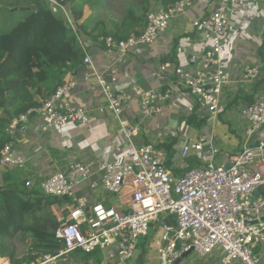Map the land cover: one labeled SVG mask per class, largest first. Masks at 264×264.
Here are the masks:
<instances>
[{"label": "built area", "instance_id": "obj_1", "mask_svg": "<svg viewBox=\"0 0 264 264\" xmlns=\"http://www.w3.org/2000/svg\"><path fill=\"white\" fill-rule=\"evenodd\" d=\"M50 1L60 5L56 0ZM229 1L213 4L208 13L193 22L200 39L198 50L177 61L166 59L151 71L153 77L175 78L187 90L194 99V106L187 113L196 110L200 117L209 118L224 115L233 122L241 142L239 151L229 156V164L216 162L219 149L213 136H183L171 157L158 142H131L123 158L72 162L41 180L25 179L26 186L39 196H68L71 201L53 211L59 221L56 236L64 246L56 253L41 254L23 264H71L76 251H99L103 264H130L141 238L149 237L151 229L159 234L155 241L157 264H175L189 250L200 257L220 250L223 264H264L258 251L264 243V195L255 194L264 185V95L252 102H234L226 93L236 83L248 84L264 74V47L258 59L246 64L238 74L222 65L220 56L232 33ZM261 2L264 5V0ZM193 3L194 0H180L169 8H151L140 35L120 40L107 36L104 48L125 56L154 44L170 22ZM60 6L73 23L70 11ZM83 46L82 65H92L93 56L84 42ZM110 68L109 65L108 70L95 71V83L107 99V106L98 107L97 111L110 110L131 138L139 126L122 120L131 96L108 79ZM75 84L65 80L35 110L43 130L67 124L86 125L94 118L92 109L70 100ZM179 95L182 92L172 87L143 91L139 98L140 116L167 112L168 103L179 99ZM28 121L29 115L21 114L6 126V132L12 136L22 133ZM191 158L200 164L188 168ZM27 161L28 156L15 150L13 141L3 146L0 168H22ZM175 167L184 169L183 173L175 175ZM95 175L99 178L91 183L92 188L101 186L117 198L129 188L130 199L117 207L93 201L90 196H77L75 188ZM166 217H172L174 223H168Z\"/></svg>", "mask_w": 264, "mask_h": 264}, {"label": "crops", "instance_id": "obj_2", "mask_svg": "<svg viewBox=\"0 0 264 264\" xmlns=\"http://www.w3.org/2000/svg\"><path fill=\"white\" fill-rule=\"evenodd\" d=\"M219 1L221 0H194L193 5L183 15L176 16L170 22L167 30L160 34L154 44L143 46L125 56L99 47L91 39H85L87 50L93 56V64L81 65L75 71L68 72L64 80L76 83L72 88L70 100L92 109L95 116L86 125L67 124L62 128L43 130L39 113L32 112L26 131L18 133L13 142L15 150L28 156L26 165L17 169L24 173L22 179L41 180L57 170L66 169L72 162L123 158L131 142L137 145L151 141L162 144L171 142L173 137H177L178 140L183 136L190 139L213 136L219 149L215 157L216 162L229 164V156L239 151L241 142L233 130V122L229 121L227 116L221 115L217 118L208 117L209 124L201 129L188 125L182 117L184 113L190 111L191 106H194L193 97L175 78L151 76L152 69L162 61L166 59L177 61L180 57L192 54L200 48V39L193 30V22L208 13L212 5ZM229 7L233 12L232 33L220 59L225 68L238 74L246 64L256 61L261 53L264 44V5L261 0H230ZM152 8L163 6L158 2H152ZM109 65L111 68L107 71L108 79L115 86L125 88L131 96L122 114V120L139 126L138 132L131 138H128L121 121L115 119L110 110L107 109L103 113L97 111L98 107L107 106V99L95 83V71L108 70ZM169 87L182 92V95L178 96L179 99L174 98L170 104L168 103L167 112L142 118L139 114L140 94L146 90H164ZM239 90L254 93L256 98L264 95V74L248 84L236 83L234 87L226 89V93L234 101ZM177 140L172 144L174 150L177 147ZM14 170L16 168H0V183L12 181ZM98 178V175H95L82 181L75 188V194L90 196L93 201H102L108 206L117 207H122L124 202L130 199L129 188L124 190L120 198L106 192L101 186L92 188L91 183ZM64 204L53 205V211L64 207ZM150 240L151 236L141 238L136 257L130 264H147V258L151 255ZM156 248L155 244L154 259L158 255ZM258 249L264 259V243ZM216 251L220 254L219 259L212 261L213 257L208 255L202 257L205 259L204 264H223L221 251ZM0 259H4L5 264H10L9 258ZM71 264L103 262L98 263L94 258L83 260L74 252ZM229 264L240 263L232 261Z\"/></svg>", "mask_w": 264, "mask_h": 264}, {"label": "trees", "instance_id": "obj_3", "mask_svg": "<svg viewBox=\"0 0 264 264\" xmlns=\"http://www.w3.org/2000/svg\"><path fill=\"white\" fill-rule=\"evenodd\" d=\"M56 1L68 5L73 23L61 6L50 0H0V155L3 146L17 137L7 133L6 126L21 114L30 115L38 109L65 81L67 73L82 65L85 39L105 47L107 36L120 40L132 34L140 35L152 2L169 8L180 0ZM86 6L91 10L87 16ZM2 9L8 12L7 22ZM255 98L254 93L239 90L234 102H252ZM182 118L197 129L205 127L209 120L200 117L196 110ZM175 140L173 137L171 142L161 144L170 157L175 152L172 148ZM199 164L197 159L188 160V168ZM17 169L13 171L12 181L0 183V257H8L10 264L29 263L64 246L56 236L59 221L52 206L71 201L68 196L37 195L26 186L24 173ZM183 171L173 168L175 175ZM166 221L174 223L172 217H166ZM15 238L27 243L21 256L12 244ZM76 254L83 260L94 258L102 262L99 251H76Z\"/></svg>", "mask_w": 264, "mask_h": 264}, {"label": "rangeland", "instance_id": "obj_4", "mask_svg": "<svg viewBox=\"0 0 264 264\" xmlns=\"http://www.w3.org/2000/svg\"><path fill=\"white\" fill-rule=\"evenodd\" d=\"M64 6H65L66 10H69L68 5H64ZM1 12L4 13L5 21L7 22L8 21V12H7V10L2 9ZM90 12H91V10H90L89 6H86L85 7V16L89 15ZM15 18H16V15H13L12 20H15ZM206 117L208 118L209 116H206ZM208 122H209V120H208ZM175 138L177 140V137H175ZM178 140H177V142H178ZM162 216L163 215L161 214V217ZM150 236H151V240H150V244H151L150 245V251H151L150 254L151 255H149L148 258H147V264H157V258L154 259V256H156V252H155V241L158 238L159 234H157V232L154 229H151ZM12 244L16 247L17 254L19 256H21V255H23L25 253L26 248H27V243L26 242L21 241L19 238H15L14 240H12ZM100 256L102 258V255L101 254H100ZM209 256L210 257H213L212 258V261H216V260L219 259L220 254L215 250ZM210 257H208V258H210ZM5 258H8V257H5ZM197 263L204 264L205 263V259H203L202 257L198 256L195 253H191L188 257H186L184 260H182V262L180 264H197Z\"/></svg>", "mask_w": 264, "mask_h": 264}, {"label": "water", "instance_id": "obj_5", "mask_svg": "<svg viewBox=\"0 0 264 264\" xmlns=\"http://www.w3.org/2000/svg\"><path fill=\"white\" fill-rule=\"evenodd\" d=\"M24 9H29V7H25ZM35 111H33L34 113ZM255 194H263L264 195V185L259 186L256 191ZM191 254V250L184 252L183 254H181V256H179L176 261L175 264H180L182 262L183 259H185L187 256H189Z\"/></svg>", "mask_w": 264, "mask_h": 264}, {"label": "bare ground", "instance_id": "obj_6", "mask_svg": "<svg viewBox=\"0 0 264 264\" xmlns=\"http://www.w3.org/2000/svg\"><path fill=\"white\" fill-rule=\"evenodd\" d=\"M5 260L4 259H0V262H4Z\"/></svg>", "mask_w": 264, "mask_h": 264}]
</instances>
